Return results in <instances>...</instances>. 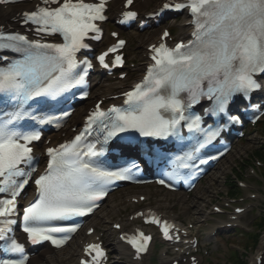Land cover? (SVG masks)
I'll return each instance as SVG.
<instances>
[{"label": "snow or ice", "instance_id": "6c2138e0", "mask_svg": "<svg viewBox=\"0 0 264 264\" xmlns=\"http://www.w3.org/2000/svg\"><path fill=\"white\" fill-rule=\"evenodd\" d=\"M21 2L0 0V5ZM106 3L107 0H42L43 6L22 13L24 25L34 26L38 35H58L61 43L0 31V52L11 51L19 56L11 60L0 56L7 62L0 66V194L8 197L0 199V264H28L25 245L14 235L16 217H20L22 231L32 245L50 241L59 248L70 237L60 238L57 234L74 233L80 226L70 221L98 208L110 185L132 179L134 169L140 167L134 161L115 171L102 165L100 158L117 137L164 163L171 170H164L163 175L178 184L196 176L201 165L219 159L202 158V153L219 142L230 125L242 123L236 110L238 103L247 101L245 108L259 111L252 100L264 92V0L166 3L163 9L189 10L191 39L174 47L166 42L152 45L153 63L143 80L124 93L123 106L104 111L98 104L84 132L59 148L47 149V166L34 179L37 195L22 209L21 216L17 197L37 171L34 142L40 140L41 132L35 125L55 123L60 127L59 121L71 115L69 111L57 116L44 110L66 102L69 95L75 96L74 90L87 87L89 73L96 65L92 59H81L80 54L91 50L90 41L101 39L100 24L108 19ZM132 5L133 0H126L129 10L122 11L121 25L139 24V13L131 10ZM112 36L118 37V33ZM168 36L165 31L162 39ZM125 44L118 40L95 56L98 66L109 72L122 68L124 57L119 53ZM197 107L198 112L194 111ZM128 133L175 141L180 154L168 157L156 152L155 145L125 135ZM157 183L173 187L165 179ZM146 222L160 226L165 239L180 241L179 229L167 221L149 214ZM114 227L120 229L121 225ZM120 239L131 245L139 258L148 252L153 237L141 231ZM85 251L90 259L82 264L107 260L100 243L88 245Z\"/></svg>", "mask_w": 264, "mask_h": 264}, {"label": "rangeland", "instance_id": "374dc122", "mask_svg": "<svg viewBox=\"0 0 264 264\" xmlns=\"http://www.w3.org/2000/svg\"><path fill=\"white\" fill-rule=\"evenodd\" d=\"M155 5V4H154ZM153 6V5H152ZM168 26H174V22L172 21ZM160 30L155 31L152 35L151 38H156L159 34ZM147 36L146 34L141 35L140 39H134L130 38V43H131V49L129 51V55L133 58H136L139 60V62H142V54L144 47L147 43H149L150 40L147 42ZM151 42V41H150ZM143 44V45H142ZM87 104L84 108L83 111L91 104ZM262 134L261 132H253L252 135L245 141L241 142L236 150L233 152L231 156L225 160L222 165L213 173L203 185L200 186V188L197 190V192L193 195L191 199H189L185 204H180L177 202V200L173 197L165 196V195H157L152 197L150 200V203L155 206L159 207L162 210H167L168 213H176L179 214V212L185 208L190 210L189 216L195 220V221H200L205 214L206 211L208 210V206L210 205V201L215 200L217 197L218 193H222L224 191V181L226 177V169H230L235 167L237 164V161L239 162L240 160L247 159L248 156L251 155V152L255 149H258L260 145H262L263 140H262ZM252 172V171H251ZM263 172V170H257L255 172V176H251L252 178V185L249 186V189H247L244 193V198H251V196L256 195L255 201H253L256 205L255 209V214L251 215V222H254L255 225H258L259 221L261 218L264 217V182L262 181L260 174ZM254 174V173H253ZM214 177H217V180L213 181L212 179ZM214 184L212 189H209V185L212 186ZM262 193V195H261ZM207 196V197H206ZM198 202L200 203L199 209L203 210L201 214H198L196 212V207L194 206V203ZM257 218H259L257 220ZM96 222L99 223V226L101 229L107 233V238L109 242L113 239L112 235V230L110 229L108 225V221L97 217ZM202 227V224L199 223V227ZM256 228V227H255ZM255 232V229H254ZM253 232V233H254ZM259 234H261L258 231ZM229 235V232L228 234ZM264 237V227L262 228V235L261 239H259V243L257 244L258 246L255 248L249 249L248 253L245 254L243 251H240V255L244 256L243 261L246 264H253V260L257 255L258 249L260 247L261 241ZM234 239V238H232ZM210 242V241H208ZM237 242L239 243L238 239ZM243 243V242H242ZM218 249L219 253L224 254L223 255V261L220 262V264H224L226 262L228 256L230 255L231 250H234L235 248L230 245L227 249L223 250L222 248L218 247L215 248V250ZM123 264V263H119Z\"/></svg>", "mask_w": 264, "mask_h": 264}, {"label": "bare ground", "instance_id": "6f19581e", "mask_svg": "<svg viewBox=\"0 0 264 264\" xmlns=\"http://www.w3.org/2000/svg\"><path fill=\"white\" fill-rule=\"evenodd\" d=\"M117 1L118 0H115L114 7H117V5L120 3L119 1L118 2ZM138 9L140 11H144L145 7L138 4ZM14 12L15 10H13V7L8 8L7 10H0V23H7L8 18H10L14 14ZM183 32L184 33H182V35H185L186 31H183ZM180 201H183V199L180 198ZM151 246L153 247V241L151 243ZM119 249L124 250V245L119 243L117 247L114 248V250L117 252L119 251ZM66 253L64 254L63 257H52V256L50 257V256H47L48 252H40L39 254L36 255V257L33 259L32 262H35L37 264H44L43 261L45 262L46 260H49L52 263L56 262L58 264H66L68 260H71L74 257V253L68 252V251ZM259 257H263V260H264V237H263V240L260 244V247L256 255V258H259ZM130 264H133L132 260ZM254 264H257V259L254 260Z\"/></svg>", "mask_w": 264, "mask_h": 264}, {"label": "trees", "instance_id": "16d2710c", "mask_svg": "<svg viewBox=\"0 0 264 264\" xmlns=\"http://www.w3.org/2000/svg\"><path fill=\"white\" fill-rule=\"evenodd\" d=\"M259 157L264 158V147L256 151Z\"/></svg>", "mask_w": 264, "mask_h": 264}]
</instances>
